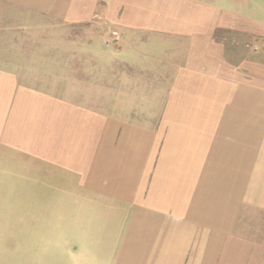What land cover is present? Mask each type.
Masks as SVG:
<instances>
[{
    "label": "crops",
    "instance_id": "crops-1",
    "mask_svg": "<svg viewBox=\"0 0 264 264\" xmlns=\"http://www.w3.org/2000/svg\"><path fill=\"white\" fill-rule=\"evenodd\" d=\"M0 8L5 23L122 36L113 51L94 39L95 80L80 83L113 84L112 111L26 82L29 70L51 86L49 45L24 37L0 68V264H264V0ZM66 49L70 65L89 51Z\"/></svg>",
    "mask_w": 264,
    "mask_h": 264
},
{
    "label": "rangeland",
    "instance_id": "rangeland-1",
    "mask_svg": "<svg viewBox=\"0 0 264 264\" xmlns=\"http://www.w3.org/2000/svg\"><path fill=\"white\" fill-rule=\"evenodd\" d=\"M5 11H3L0 8V68L7 67L9 64H12L13 61L17 58V52L15 51L18 46H21L23 43V39L25 37V43L30 44H41V45H49V51H46L44 53H39L40 57H46L50 60V75H51V86H48L49 76L45 75L42 78H39L38 74L34 73L33 71L30 72L29 70H25L26 73V82L29 81V83H40L41 87H50V89H54L55 93L57 95H60L62 97H66L68 101H71L73 103L81 104L86 107H89L90 109L94 110H108L110 108V111H112L113 108V84H104V85H92V84H84L81 85L80 83L83 82H92L95 80V74L92 72L93 65L96 64L98 61V54L96 53V49L90 48V46L93 44L94 39L96 37L102 36L105 46L110 47V51L115 50L119 43L122 42V40L119 43H107L108 36H110V32L114 30H107L106 32L96 30V27H92L91 25H79V26H70L67 28L68 33H61L60 30L65 29V27L60 25H51L48 24L47 26L42 23H36V24H25L24 22H8L5 23L1 19L5 17ZM14 15V14H12ZM16 16H19V14L15 13ZM41 24V25H40ZM33 25V26H32ZM25 27V28H24ZM8 28V29H7ZM35 28L48 31H53L50 34L47 32V35H41L40 38H34L33 35H31L35 30ZM22 30V31H21ZM21 32V36H15V33ZM30 31V32H29ZM29 32L30 34H26ZM7 33H11L12 35H7ZM44 33V31H43ZM54 33V34H53ZM62 34V35H61ZM120 34V33H119ZM121 35V34H120ZM122 37V36H121ZM98 39V38H97ZM107 43V44H106ZM72 45L74 49L83 48V50H89L88 53L84 51V53H78L74 52V60L72 64L71 62V55H66L65 50L66 46ZM87 48V49H86ZM51 50V51H50ZM95 51V52H94ZM108 56V58H105L104 61L100 59L99 61L104 62V65L107 66L105 69L104 74V80H106V83H109L111 81V76L113 74L117 75L119 72H117L118 69H114V60L111 56V53L105 52ZM29 55V54H26ZM70 57V58H69ZM73 57V56H72ZM44 59V58H43ZM77 59V60H76ZM9 60V62L7 61ZM39 60V59H38ZM42 60V59H41ZM39 60V61H41ZM8 63H7V62ZM45 63V61H42ZM77 66H85V74H80L79 70L75 69H68L69 66L76 65ZM66 65V70L68 69V72H73V74L69 77H67V81L70 82L72 77L74 80L72 83L65 82V75H64V66ZM76 71L78 73H76ZM49 72V71H48ZM126 73L127 70H124ZM122 73V72H121ZM126 75V74H124ZM33 76V77H30ZM87 87V88H86ZM97 87L99 89V94L97 93ZM86 88V89H85ZM128 91V86L122 87V90ZM88 92V98L85 97V95H81L82 92ZM104 91V93H102ZM85 94V93H84ZM100 96V97H99ZM99 97V101H98ZM1 167V166H0ZM26 188L32 189L33 183L32 181H26L25 184Z\"/></svg>",
    "mask_w": 264,
    "mask_h": 264
},
{
    "label": "built area",
    "instance_id": "built-area-1",
    "mask_svg": "<svg viewBox=\"0 0 264 264\" xmlns=\"http://www.w3.org/2000/svg\"><path fill=\"white\" fill-rule=\"evenodd\" d=\"M121 40H122L121 35L116 31H112L110 32V36H108V39L106 41L108 44H111V43H119Z\"/></svg>",
    "mask_w": 264,
    "mask_h": 264
}]
</instances>
